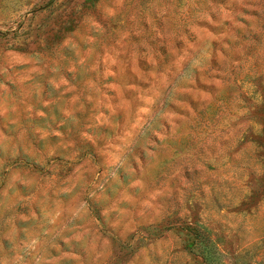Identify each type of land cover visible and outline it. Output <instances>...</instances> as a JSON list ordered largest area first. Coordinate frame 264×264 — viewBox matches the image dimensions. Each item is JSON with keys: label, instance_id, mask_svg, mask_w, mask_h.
I'll return each mask as SVG.
<instances>
[{"label": "rangeland", "instance_id": "374dc122", "mask_svg": "<svg viewBox=\"0 0 264 264\" xmlns=\"http://www.w3.org/2000/svg\"><path fill=\"white\" fill-rule=\"evenodd\" d=\"M0 264H264V0H0Z\"/></svg>", "mask_w": 264, "mask_h": 264}]
</instances>
